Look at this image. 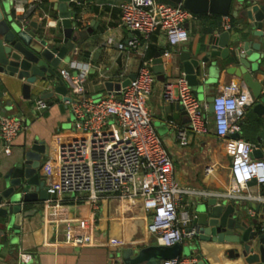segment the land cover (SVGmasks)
<instances>
[{
    "label": "crops",
    "instance_id": "1",
    "mask_svg": "<svg viewBox=\"0 0 264 264\" xmlns=\"http://www.w3.org/2000/svg\"><path fill=\"white\" fill-rule=\"evenodd\" d=\"M126 1L84 0L78 4L67 5L69 11H73L74 6L80 8L78 17L82 19V28L78 27L75 32L84 31L87 34L84 39L77 40L76 53L71 56L70 61L89 65L86 89L91 98L105 96L108 93L106 82L119 83L121 79L135 75L141 65V54L135 50H119L117 47L118 44L126 46L133 37L139 38V34L118 26L119 5ZM56 2L57 0H47L45 3L42 0H33V7L27 12L30 4L20 1L13 5L11 16L13 20L20 21L25 12L29 23L38 22L37 32L40 38L53 41L54 46L60 47L63 35L58 12L54 10ZM9 3L11 4L10 1ZM233 11H238L236 17L233 16ZM240 11L238 0H233L228 16L194 15L185 25L188 41L177 47L170 46L165 35L160 32L153 33L146 41L140 37L141 45L138 51L143 53L146 59L153 61L157 53H162L164 72L161 77L154 74L155 80L146 104L162 146L172 159L174 180L185 191L181 195L182 207L179 211L188 210L192 214L195 204L210 196L225 194L231 186L230 165L234 144L232 139H219L216 136L213 129V113L208 111L207 99L229 83L241 85L242 82L236 76L227 74L224 67L208 72V64L200 63L203 74L198 78L201 86L196 96L199 101L207 104L205 116L209 132L205 135L191 133L185 111L178 103L166 101L163 98V89L166 83H173L184 73L180 61L181 53H190L192 58L200 60L210 51L211 38L218 37L224 31V17L228 18L232 34L236 35L244 28L246 20ZM216 16H219L221 31H207L209 22L215 20ZM240 20H243L241 24ZM53 21L55 25H47ZM88 29H92V32H87ZM249 39L254 43L258 42L256 37ZM212 60L223 64L219 58L209 61ZM61 68H68L67 63L64 67H58L57 71ZM260 70L264 71V62ZM65 84L68 85L66 82ZM20 85L21 83L17 82L10 95L5 97L10 99L12 105V110L7 112L6 116L18 117L26 129L14 140L9 155L4 153L0 140V174L20 161L23 151L34 140L44 142L45 151L49 155L57 143L77 134L73 128L69 107L60 109L56 103L57 96L45 100L48 109L38 113L34 111L33 104L41 98V92L34 89L30 99L23 100ZM50 85L49 91H52V84ZM173 92H176L174 87ZM261 120L264 118L258 117L251 107H248L242 123L241 137L255 144L256 151L264 153L260 142L256 140L258 132L264 129L258 124ZM170 122L174 124L173 127ZM179 130H185L188 134V143L185 146L179 144ZM255 158H264V154H256ZM47 159L48 157L43 159L44 163ZM53 180V175L46 176V185ZM263 192L261 186L247 185L235 200L238 203L244 202L248 215L254 217L256 214L252 207L260 205L261 209L264 208ZM47 200L30 205V213L22 216L19 227L7 230V233L15 237L11 244L4 242L0 235V244L3 243L0 248V264H23L26 260L29 264H115V253L123 246L143 248L152 245L154 237L148 232L151 215L143 209L140 200L108 199L99 202L96 208L83 196H68L58 206L48 203ZM7 220L10 222L9 218ZM188 227L189 225L184 230ZM3 228L0 220V231ZM78 232H84L91 237L90 242L83 247H74L71 244L73 236ZM189 239L185 238L182 244ZM233 247L235 245L207 243L202 244L197 252H200L206 264H245L242 258L229 257L228 252Z\"/></svg>",
    "mask_w": 264,
    "mask_h": 264
},
{
    "label": "built area",
    "instance_id": "2",
    "mask_svg": "<svg viewBox=\"0 0 264 264\" xmlns=\"http://www.w3.org/2000/svg\"><path fill=\"white\" fill-rule=\"evenodd\" d=\"M13 1L14 5L20 1L30 4L27 12L33 7V0ZM69 4H78V0H69ZM193 17L194 14L182 4L167 0H127L119 5L118 26L131 33L137 32L139 38L133 37L126 46L118 44L117 47L135 50L143 59L135 78L118 92H108L99 98L89 97L86 79L90 67L87 64L72 60L67 63L68 68L58 71L59 77L68 84L71 100L65 101L64 105L69 107L77 134L57 143L43 165L46 176L54 177L47 184L48 203L58 206L68 196H83L96 208L99 202L108 199L140 200L143 209L151 215L148 232L157 244L171 247L192 236L184 230L190 225L192 214L188 210L179 211L181 195L185 191L174 180L172 159L162 146L146 104L155 80L152 60L146 59L138 49L140 37L146 41L155 32L164 34L172 47L186 43L189 37L185 25ZM70 19L82 23L81 18L76 19L73 15ZM223 19V30L229 31L228 18ZM20 21L23 25L29 23L25 12ZM47 25L53 26L55 22ZM77 29V26L73 27L74 31ZM163 98L181 105L191 133L205 135L209 132L205 116L207 104L193 93L184 73L173 83L165 84ZM251 104L250 92L242 84L229 83L213 96L214 132L219 139L229 138L234 144L231 186L222 194L232 199L240 196L252 180L256 185L264 186V158L253 157L256 145L241 137L245 111ZM33 107L35 112L42 113L48 109V104L39 98ZM169 124L174 126L172 122ZM25 129L18 117L0 119V140L5 154L11 153L14 140ZM177 138L180 145H187L185 130L177 131ZM90 240L89 235L78 232L71 244L83 247ZM162 264H197V260L193 256H181Z\"/></svg>",
    "mask_w": 264,
    "mask_h": 264
},
{
    "label": "water",
    "instance_id": "3",
    "mask_svg": "<svg viewBox=\"0 0 264 264\" xmlns=\"http://www.w3.org/2000/svg\"><path fill=\"white\" fill-rule=\"evenodd\" d=\"M167 1L182 4L194 15L219 16H228L233 2ZM68 3L69 0H57L54 5L63 35L62 45L56 47L53 41L40 38L37 21L23 25L20 21L13 20V0H0V119L12 110L10 99L5 97L10 95L17 82L21 83L23 100H29L34 89L41 92V98L44 100L57 96L56 103L60 109L66 107L65 101L71 100L67 85L59 77L57 68L70 62L77 40L84 39L87 34L73 30L76 21L71 20L70 16L76 17V13H70L67 9ZM238 5L241 8V16L246 20L240 32L235 35L230 30L223 31L218 37L211 38L210 51L203 58L197 60L192 58L190 53L183 52L180 54V61L195 95L201 86L198 78L203 74L200 63L208 64V72L224 67L227 74L239 78L242 85L249 90L252 112L264 118V71L260 70L264 62V0H238ZM232 14L236 17L238 11H233ZM242 22L243 20H240L239 24ZM87 32L91 33L92 29ZM133 33L138 35L137 32ZM251 37L258 38V42L250 41ZM161 54L157 53L152 61L153 72L159 77L164 72ZM215 58L221 59L223 64H218L216 60L209 61ZM134 78L135 75H130L122 83L106 82L105 87L108 92H118ZM49 83L52 84V91H49ZM207 102L208 111L213 113V97H209ZM258 124L264 127V120L258 121ZM256 140L264 150V129L258 132ZM45 149L44 142L34 140L23 151L20 161L0 174V220L4 227L0 235L4 242L11 244L15 240L14 235L7 233V230L19 227L22 216L30 213V205L43 203L49 198L45 182L46 172L43 170V159L48 157ZM256 154L263 156L264 153L260 150L254 151L253 156ZM251 184L255 185V180L247 185ZM262 188L264 191V186ZM252 208L256 214L254 217L248 215L244 202L238 203L235 199L223 195L210 196L195 204L192 220L186 229L192 236L185 244L178 243L166 247L157 244L153 239L152 245L143 248L126 245L115 253V264H162L163 261L181 256H194L197 264H206L197 251H200L202 244L207 243L235 245L228 252L230 258H242L245 264H264V208L261 209L260 205ZM1 247L3 243L0 244ZM23 264L29 263L26 260Z\"/></svg>",
    "mask_w": 264,
    "mask_h": 264
},
{
    "label": "trees",
    "instance_id": "4",
    "mask_svg": "<svg viewBox=\"0 0 264 264\" xmlns=\"http://www.w3.org/2000/svg\"><path fill=\"white\" fill-rule=\"evenodd\" d=\"M42 1H43V3L47 2V0H42ZM83 1L84 0H78V2H80V3L83 2ZM73 11L76 13L75 14L76 15V19L79 18L78 14H79L80 8L74 6ZM216 17L217 18L215 20L209 22V24H208L209 26H208V30L207 31H215V30L221 31V22L219 20V16H216ZM81 24L82 23L79 22V21L76 22V26L79 27V28H82ZM148 57H150V56L148 55Z\"/></svg>",
    "mask_w": 264,
    "mask_h": 264
}]
</instances>
